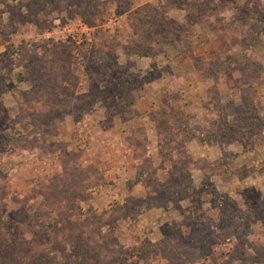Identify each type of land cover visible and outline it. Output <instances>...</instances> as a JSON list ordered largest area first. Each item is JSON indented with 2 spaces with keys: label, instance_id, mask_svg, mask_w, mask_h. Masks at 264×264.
<instances>
[{
  "label": "rangeland",
  "instance_id": "rangeland-1",
  "mask_svg": "<svg viewBox=\"0 0 264 264\" xmlns=\"http://www.w3.org/2000/svg\"><path fill=\"white\" fill-rule=\"evenodd\" d=\"M77 261L264 264V0H0V264Z\"/></svg>",
  "mask_w": 264,
  "mask_h": 264
},
{
  "label": "trees",
  "instance_id": "trees-1",
  "mask_svg": "<svg viewBox=\"0 0 264 264\" xmlns=\"http://www.w3.org/2000/svg\"><path fill=\"white\" fill-rule=\"evenodd\" d=\"M10 142H11V138L9 137H7V141H5V143L4 144H10ZM75 264H81L79 261H77Z\"/></svg>",
  "mask_w": 264,
  "mask_h": 264
}]
</instances>
